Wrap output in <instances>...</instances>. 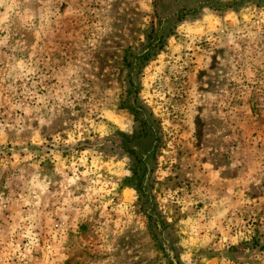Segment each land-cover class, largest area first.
I'll use <instances>...</instances> for the list:
<instances>
[{
	"label": "rangeland",
	"instance_id": "obj_1",
	"mask_svg": "<svg viewBox=\"0 0 264 264\" xmlns=\"http://www.w3.org/2000/svg\"><path fill=\"white\" fill-rule=\"evenodd\" d=\"M0 264H264V0H0Z\"/></svg>",
	"mask_w": 264,
	"mask_h": 264
},
{
	"label": "trees",
	"instance_id": "obj_2",
	"mask_svg": "<svg viewBox=\"0 0 264 264\" xmlns=\"http://www.w3.org/2000/svg\"><path fill=\"white\" fill-rule=\"evenodd\" d=\"M133 174H134L135 177L138 176V171L135 170V171L133 172Z\"/></svg>",
	"mask_w": 264,
	"mask_h": 264
}]
</instances>
